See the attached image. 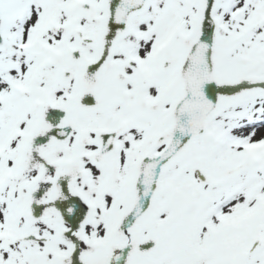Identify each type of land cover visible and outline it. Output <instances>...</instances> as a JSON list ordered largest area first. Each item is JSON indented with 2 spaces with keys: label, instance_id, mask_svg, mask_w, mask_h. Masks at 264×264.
<instances>
[{
  "label": "snow or ice",
  "instance_id": "1",
  "mask_svg": "<svg viewBox=\"0 0 264 264\" xmlns=\"http://www.w3.org/2000/svg\"><path fill=\"white\" fill-rule=\"evenodd\" d=\"M0 264H264V0H0Z\"/></svg>",
  "mask_w": 264,
  "mask_h": 264
}]
</instances>
